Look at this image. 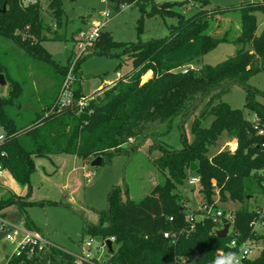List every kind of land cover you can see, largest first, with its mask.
Here are the masks:
<instances>
[{
  "label": "trees",
  "instance_id": "obj_1",
  "mask_svg": "<svg viewBox=\"0 0 264 264\" xmlns=\"http://www.w3.org/2000/svg\"><path fill=\"white\" fill-rule=\"evenodd\" d=\"M41 1L27 6L23 0H0V39L9 41L13 48L34 61L56 67L61 77L56 96L52 92L48 94L53 90L51 84L43 90L39 99L43 108L34 112V119L17 123L11 109L23 104L25 86L23 82L12 80L0 62V76L11 82L9 97L0 98V124L9 134L0 149V155H4L1 162L18 184L28 187V197L32 193L35 158L69 154L84 163L101 157L103 164H110L115 156L128 153L125 146L132 145V140L137 143L153 138L161 152L153 164L163 181L143 200L129 201L125 205L120 201L119 192L114 190L108 210L98 216V224L86 227V233L97 241L115 238L107 264H229L223 255L235 257L247 240L260 253L255 258L244 259L241 264H264V232L253 233L250 228L255 219H264L256 202L257 197H264V134H259L264 131V92L248 86L251 77L264 71V30L260 36L256 33V13H264V3L248 0L237 8L240 33L231 41L208 32L210 25L206 18L216 14L201 10L184 19L164 39L126 47L123 54L131 61L132 71L89 99L82 93L80 84L74 85L70 87L71 105L60 107L69 71L57 67L42 48V37L37 41L32 38L42 23ZM46 1L55 22L61 25L60 0ZM109 1L120 9L121 5L132 6L138 0ZM199 1L206 3V0ZM172 6L164 4L151 13L171 14ZM27 27H30L29 35L24 36ZM228 42L243 47L237 57L216 67L205 65L198 70H181L219 44ZM95 43L96 48L91 53L95 55L108 54L121 47L108 33L102 32ZM247 46L250 48L246 49ZM150 71L152 77H145L148 80L143 83L142 78ZM232 77L234 80L227 82ZM232 83L246 89L244 108L254 114V121H248L242 110L221 101ZM82 100L86 104L79 106ZM202 104L205 106L196 116ZM191 116L196 117L192 145H186L182 138L184 147L176 150L155 137L160 127L167 126L166 133H169L175 123L181 127ZM209 118L212 120L206 126L204 123ZM223 135L237 140L236 151H223L211 158V149L218 146ZM135 148L132 146L130 151ZM192 164L200 178L204 205L218 208L214 200L216 194L222 202L241 205L234 212L232 229L224 239L216 235L222 226L210 218L197 219L193 225L188 223L190 214L199 217L201 213L188 208L175 190L184 184ZM212 181L216 182L215 187ZM14 205L24 212L32 204L2 196L0 218L4 219L5 209ZM24 220L29 231L45 237L32 220L27 217ZM165 233L175 237L165 238ZM233 239L237 242L234 249L230 247ZM75 261L71 253L50 244L34 255H14L11 263L76 264Z\"/></svg>",
  "mask_w": 264,
  "mask_h": 264
},
{
  "label": "rangeland",
  "instance_id": "obj_2",
  "mask_svg": "<svg viewBox=\"0 0 264 264\" xmlns=\"http://www.w3.org/2000/svg\"><path fill=\"white\" fill-rule=\"evenodd\" d=\"M244 1L248 0H206L203 5L199 0H138L135 5H126L125 8L119 9L109 0H60L62 15L59 25L53 18L48 2L42 0L40 5L42 23L32 38L37 41L42 37L41 46L58 65L57 67L66 68L71 73L69 86L73 88L74 85L78 87L80 84L82 93L89 99L96 97L106 85H113L132 71L131 61L123 54L126 47L164 39L170 36L171 30L180 26L184 19L194 16L201 10L216 14L206 18L207 25H210L208 32L211 35L228 41L235 39L240 33V13L237 8ZM164 4L173 5L171 14L151 13ZM107 12L110 14V21L102 29V33H108L121 47L113 49L108 54L95 55L91 54L96 48L94 43L90 51L88 49L79 55L78 46L85 43L80 36L89 35ZM256 18V33L260 36L264 30V13H256ZM29 30L30 27H27L23 35L28 36ZM13 47L9 41L0 39V62L12 80L23 82L25 86L22 99L24 102L18 103L23 109L15 106L11 109V115L17 123H26L34 119V112L42 110L43 106L39 99L47 86L50 84L53 86V90L48 94L52 92L56 96L61 79L60 71L38 60L34 61ZM242 48L231 42L221 43L213 51L190 65H185L181 70H198L205 65L220 66L226 60L237 57ZM152 75L153 73L148 72L142 78V82H146ZM52 77L55 79L53 82ZM233 80L232 77L227 82ZM229 85L221 101L232 108L242 110L248 121H254V114L244 108L246 89L237 83ZM248 86L264 92V71L251 77ZM10 91V81L6 85H0V98H8ZM48 97L51 98V95ZM204 106L202 104L196 110V116ZM195 118L191 116L181 127L175 123L169 133H166L167 126H162L155 137L160 143L176 150L184 147L182 138L186 145L190 146L194 142L192 126ZM211 120L207 119L204 124L208 126ZM235 141L237 142L235 138L223 135L218 146L211 149V158L223 151L231 153ZM131 143L133 144L125 146L128 153L117 155L112 163H105L99 167H92V162L84 163L78 157L69 154L57 155L54 158L52 156L35 158L30 197L28 187L18 184L7 171L4 186L0 189V198L5 196L12 200L21 199L32 205L26 207L24 212L16 205L7 207L3 213L5 222L19 225L27 217L42 230L44 238L50 244L72 255H80L83 245L90 240L86 227L98 224V216L108 210L109 198L114 190L119 192L120 201L125 205L129 201L143 200L163 181V177L153 164V161L161 156L154 139L147 138L137 143L132 140ZM132 146L136 147L133 152L130 151ZM196 178H198L196 172H188L184 184L175 190L185 205L193 211L202 209L205 203L200 195L199 186H192L189 182ZM212 185L215 187L216 182L212 181ZM218 192L216 189V193ZM214 200L217 207L223 211L234 213L241 208L237 202L220 201L218 194ZM256 202L258 209L263 211L264 197H257ZM11 232L12 230L8 228L5 232L0 230V264L11 263L17 250L18 244L6 239V235ZM22 238L23 235L18 238V242ZM259 253L258 249H254L250 257L255 258Z\"/></svg>",
  "mask_w": 264,
  "mask_h": 264
},
{
  "label": "built area",
  "instance_id": "obj_3",
  "mask_svg": "<svg viewBox=\"0 0 264 264\" xmlns=\"http://www.w3.org/2000/svg\"><path fill=\"white\" fill-rule=\"evenodd\" d=\"M262 3H264V0H261ZM24 5H36L38 3V0H23ZM126 5H121L120 8H125ZM110 21V14L109 12L103 14L101 21L96 23L94 29L91 31L89 35L82 34L80 36V39H82L85 43L78 46V53L79 55L84 54L92 49L94 43L97 41V39L101 36L102 29H104L108 22ZM88 51V52H89ZM187 72L184 70V73ZM71 73L68 74L67 79L64 84V93L60 99V107H68L71 105V88L69 86L71 82ZM69 83V84H68ZM86 104V101L82 100L79 102V106H83ZM260 135L264 134V131H260ZM8 131L7 129L0 124V149L5 144L7 138H8ZM237 142L235 141V147L231 150V153H234L237 149ZM4 156L3 154L0 155V189L4 186V181L6 179V173L7 170L4 168L3 163L1 162V157ZM190 184L192 186H199L200 185V178L191 179ZM217 204V203H216ZM264 209V208H263ZM201 215L199 217L202 218H210L215 223H219L222 227L219 230L223 229V226L227 223L231 224V227L229 229V232L232 229L233 219H234V213L231 211H223L219 208L207 207L206 205L203 206L202 209L198 210ZM260 216L264 217V210H260ZM198 219L197 216L190 214L188 216V223L193 225L195 221ZM6 228L12 230L11 233H8L6 235V239L11 243L18 244L17 250L15 252L16 256H21L22 254L26 253L28 255H34L38 252H41L45 249L47 245H50V243L39 233L34 231H29L26 228V222L25 220H22L19 225H13L5 222L4 219L0 218V230L2 232H5ZM250 228L253 233H263L264 232V219H255L251 224ZM229 234V233H228ZM23 235L24 238H22L18 242V238ZM165 238L169 237H175L174 234L165 233ZM108 241H111L113 244L115 242V238L106 239L103 241H97L95 238H91L89 242H87L85 245H83L82 252L80 255H73L76 259V264H107L110 260V254H109V247H108ZM98 242V243H97ZM96 243V244H94ZM231 248L237 247V242L235 239L231 241ZM254 249H257L254 247L252 242L250 240L245 241L239 248L238 254L234 257L231 255H223L226 259V261L229 264H236L237 259L239 260V264L242 263V261L246 258H251V253Z\"/></svg>",
  "mask_w": 264,
  "mask_h": 264
},
{
  "label": "water",
  "instance_id": "obj_4",
  "mask_svg": "<svg viewBox=\"0 0 264 264\" xmlns=\"http://www.w3.org/2000/svg\"><path fill=\"white\" fill-rule=\"evenodd\" d=\"M4 11H5V8L3 9V12ZM6 83L7 82H6L5 78L3 77V75H1L0 76V85H6ZM102 164H103V159L101 157H98L94 161H92L91 166L92 167H99ZM190 172L191 173L196 172V166L194 164L191 165ZM230 227H231L230 223L225 224L223 226L222 230H218L216 232L217 237L220 238V239L226 238L228 236ZM112 245H113V243L111 241H108V247H109L110 250H112Z\"/></svg>",
  "mask_w": 264,
  "mask_h": 264
},
{
  "label": "clouds",
  "instance_id": "obj_5",
  "mask_svg": "<svg viewBox=\"0 0 264 264\" xmlns=\"http://www.w3.org/2000/svg\"><path fill=\"white\" fill-rule=\"evenodd\" d=\"M236 264H239V260L237 259V262H236Z\"/></svg>",
  "mask_w": 264,
  "mask_h": 264
},
{
  "label": "crops",
  "instance_id": "obj_6",
  "mask_svg": "<svg viewBox=\"0 0 264 264\" xmlns=\"http://www.w3.org/2000/svg\"><path fill=\"white\" fill-rule=\"evenodd\" d=\"M150 73L152 74V72L150 71ZM52 158H54V156H52Z\"/></svg>",
  "mask_w": 264,
  "mask_h": 264
}]
</instances>
